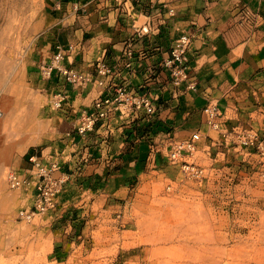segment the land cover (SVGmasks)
Returning a JSON list of instances; mask_svg holds the SVG:
<instances>
[{
  "label": "rangeland",
  "instance_id": "374dc122",
  "mask_svg": "<svg viewBox=\"0 0 264 264\" xmlns=\"http://www.w3.org/2000/svg\"><path fill=\"white\" fill-rule=\"evenodd\" d=\"M45 2L0 0V28L7 17L11 22L0 42V118L7 126L0 137V264H264V183L240 143L264 133V75L251 112L228 127L222 113L217 130L206 125L194 155L206 179H187L164 162L156 167L150 152L147 174L133 178L131 194L99 218L77 206L54 218L21 217L30 205L5 175L57 136L59 119L37 72L46 56L42 39L55 22Z\"/></svg>",
  "mask_w": 264,
  "mask_h": 264
},
{
  "label": "crops",
  "instance_id": "0c3cea01",
  "mask_svg": "<svg viewBox=\"0 0 264 264\" xmlns=\"http://www.w3.org/2000/svg\"><path fill=\"white\" fill-rule=\"evenodd\" d=\"M45 9L55 22L42 39L46 56L38 62L37 72L41 63L50 60L55 46L82 44L74 67L91 71L105 51L115 69L110 85L145 93L156 98L158 106L152 120L138 118L134 123L127 111H116L109 134L96 128L82 138L72 133L73 114L52 111L59 118L57 136L40 150L59 162L68 180L57 197L56 211L47 216L54 218L68 206H77L99 218L117 208L120 199L131 194L132 179L147 174L145 160L150 152L155 154L154 166L164 162L169 167L163 156L167 137L182 140L198 132L199 150L201 135L208 130L201 112L207 102L218 104L225 127L251 112L252 93L264 75V0H46ZM145 24L148 33L137 35L136 30ZM181 33L191 38L186 57L194 89L187 83L174 88L158 66ZM43 82L48 101L56 89L53 82ZM98 89L94 85L83 90L67 87L65 92L70 106L79 110L96 98ZM4 105L9 106L7 114L11 105ZM3 123L0 118V137ZM4 139L0 138V150ZM28 166L16 170L24 174ZM20 193L31 205L32 191Z\"/></svg>",
  "mask_w": 264,
  "mask_h": 264
},
{
  "label": "built area",
  "instance_id": "2783aa9c",
  "mask_svg": "<svg viewBox=\"0 0 264 264\" xmlns=\"http://www.w3.org/2000/svg\"><path fill=\"white\" fill-rule=\"evenodd\" d=\"M148 33V25L145 24L136 30V34L143 36ZM191 44L190 35L181 33L172 43L169 56L158 63L159 68L164 70L174 88L183 83L194 89L195 83L190 81V68L186 53ZM82 44L67 45L66 47L55 46L50 60L38 66V72L44 81L53 82L55 91L47 101L51 111L64 112L67 116L73 114L75 127L72 133L78 137H85L96 128H104L110 133V120L113 114L121 109L127 111L128 117L132 118L130 123L136 119L149 121L157 115V99L150 98L145 93H138L134 89H128L122 85L111 86L115 69L106 57V52L94 61L91 71L84 73L73 66L76 56H80ZM125 54L131 57L130 51ZM65 61L68 64H65ZM131 62L126 66L130 68ZM94 85L98 95L91 103L79 110L70 106L69 96L65 89H86ZM205 124L213 129H218V119L221 110L214 101H209L201 110ZM120 114H124L120 111ZM248 141L241 140L240 143L247 147L245 156L253 164L254 172L260 182L264 183V133L248 134ZM200 139L198 132L189 137L177 140L167 137L164 149V158L170 165L178 167L185 178L202 181L207 177V169L195 162L194 155L198 151L197 143ZM160 151V150H155ZM49 154L43 155L40 148H32L27 162L29 167L24 174L17 170H8L5 175L6 184L11 190L32 191L31 205L27 210H21L20 215L25 219L35 216L46 215L55 212L57 208V197L68 180L66 173L61 171L59 162L51 160Z\"/></svg>",
  "mask_w": 264,
  "mask_h": 264
},
{
  "label": "bare ground",
  "instance_id": "6f19581e",
  "mask_svg": "<svg viewBox=\"0 0 264 264\" xmlns=\"http://www.w3.org/2000/svg\"><path fill=\"white\" fill-rule=\"evenodd\" d=\"M23 2V1H22ZM21 2V3H22ZM13 9H14V11L12 12L13 13V15L15 14V11H16V9H17V4H14L13 5V7H12ZM6 18V17H5ZM12 18V17H11ZM5 22H4V26H3V28H0V42H2V41H4V39H5V36H6V34H7V32H8V30H9V28H10V25H11V22H10V19H9V17H7L5 20H4ZM20 24V23H19ZM13 25V24H12ZM16 27V26H15ZM17 29H18V27H17ZM21 29V28H20ZM12 30V29H11ZM11 32V31H10ZM9 32V33H10ZM20 32V31H19ZM6 40H8V38L6 39ZM5 40V41H6ZM14 40V39H13ZM2 44H4V43H2ZM12 45H10V47H11ZM0 59H1V57H0ZM1 63V62H0ZM17 114V113H16ZM19 115V114H18ZM17 115V116H18ZM28 115V114H27ZM17 116H15V117H17ZM20 117H21V115H20ZM25 117V116H24ZM23 117V118H24ZM14 120H16L15 118H14ZM12 122V121H11ZM18 123V122H17ZM16 123V124H17ZM3 124H5V125H3L2 126V128H3V132L4 131H6V129L5 128H7V126H6V121H5V123H3ZM11 124V123H10ZM10 124H9V126H10ZM8 131H9V129H8ZM8 137H10V136H8ZM33 141V140H32ZM30 139L27 141V143H25V145H27L28 143H30V142H32ZM24 145V144H23Z\"/></svg>",
  "mask_w": 264,
  "mask_h": 264
},
{
  "label": "trees",
  "instance_id": "16d2710c",
  "mask_svg": "<svg viewBox=\"0 0 264 264\" xmlns=\"http://www.w3.org/2000/svg\"><path fill=\"white\" fill-rule=\"evenodd\" d=\"M31 154V149L28 151V153L26 154V159H28L29 155Z\"/></svg>",
  "mask_w": 264,
  "mask_h": 264
}]
</instances>
